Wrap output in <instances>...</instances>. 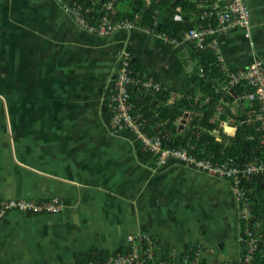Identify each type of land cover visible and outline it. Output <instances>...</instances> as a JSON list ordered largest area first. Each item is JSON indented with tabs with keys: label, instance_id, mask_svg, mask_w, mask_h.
<instances>
[{
	"label": "crops",
	"instance_id": "0c3cea01",
	"mask_svg": "<svg viewBox=\"0 0 264 264\" xmlns=\"http://www.w3.org/2000/svg\"><path fill=\"white\" fill-rule=\"evenodd\" d=\"M96 1L100 11L91 23L98 22L105 2ZM189 1L195 11L176 9L175 20L187 28L181 36L207 24L200 11L210 0ZM135 2L119 0L116 6L133 27L102 37L78 26L58 0H0V200L59 198L64 204L59 213L14 210L1 220L0 264H99L102 255L129 249L130 236L139 233L154 239L155 264H183L194 253L213 264L241 258V202L231 182L173 160L157 164L133 133L111 124L122 51L134 75L162 86L167 105L193 95L202 100L201 92L195 94L203 75L196 48L171 45L161 35L174 36L162 32L159 21L144 27L137 14L121 17L132 13ZM244 2L254 47L237 27L207 40L214 56L210 43L216 42L232 72L247 71L255 60L264 65V0ZM221 75L216 92H233L228 76ZM131 88L136 116L143 118L142 99H136L148 93ZM248 88L238 96L250 93ZM164 105L156 102L153 110ZM249 107L235 97L215 108L210 123L217 128L210 134L224 150L236 144ZM196 116L186 112L174 124L173 137L185 135ZM247 125L259 135L255 125ZM165 126L158 122L151 132L160 135ZM258 201L264 207V200ZM256 223L262 236L263 223Z\"/></svg>",
	"mask_w": 264,
	"mask_h": 264
},
{
	"label": "built area",
	"instance_id": "2783aa9c",
	"mask_svg": "<svg viewBox=\"0 0 264 264\" xmlns=\"http://www.w3.org/2000/svg\"><path fill=\"white\" fill-rule=\"evenodd\" d=\"M63 12L71 17L75 23L86 31L98 36H109L116 30L132 28L133 25L127 19L120 18L116 12L119 0H107L103 3L102 13L97 23H91L88 11L82 2L87 0H58ZM216 6V7H215ZM201 21L206 25L198 28H189L182 36L169 38L171 45L177 47L193 46L199 49L207 40L219 36L232 27L241 28L250 46L254 47L251 38V12L244 0H218L213 7L204 8ZM212 40L210 47L215 53L216 62L222 74L229 78L230 90L243 84L251 88V92L238 96L237 100L250 103L246 112L244 123L253 124L259 132L260 145L264 147V65L260 60H255L247 71L232 72L227 67L222 55L217 49L216 42ZM120 66L114 85V92L110 98L111 124L122 130H128L139 139L145 152L155 157L157 164H167L170 160L176 161L193 170L205 173L214 178L228 180L232 184L235 195L241 202L239 219L244 235V251L241 258L236 261H228L219 264H261L259 254L262 250L263 239L255 230L258 224L252 223L254 218L251 207L252 188L244 184L253 178L264 177V161H254L241 164L237 158L225 157L215 160L213 158H199L194 152V147L188 144L184 148H170L164 144L162 136L150 135L146 129V120L134 114L135 103L132 100L130 88L137 87L144 91L160 92L162 86L159 83L144 81L134 77L130 57L125 52L119 53ZM210 99H206L208 102ZM257 103V106L254 104ZM243 122V121H242ZM64 204L59 198L49 201L34 202L26 200H0V221L14 210L26 213L55 214L63 210ZM130 248L111 256L104 264H155L154 251L156 243L153 238L139 233L129 238ZM264 255V254H263ZM258 259V261H257ZM96 264V263H88ZM164 264V263H160ZM183 264H213L199 260L198 254L187 255Z\"/></svg>",
	"mask_w": 264,
	"mask_h": 264
},
{
	"label": "trees",
	"instance_id": "16d2710c",
	"mask_svg": "<svg viewBox=\"0 0 264 264\" xmlns=\"http://www.w3.org/2000/svg\"><path fill=\"white\" fill-rule=\"evenodd\" d=\"M106 1L107 0H105V2ZM215 1L216 0H210L208 7H213L214 5L212 6L211 4H214ZM96 2V0H87L86 2H82L85 9L88 11V16L91 20L95 15H97V12L99 13L100 11L99 6H94ZM102 6L103 5H101V8ZM134 7L135 8L131 14L121 17L127 16L128 18H132L137 14L140 16L141 24L142 26L144 25V27H151L155 21H159L160 30L174 37H180L181 34L187 30L183 20H175L176 9L180 8V12L183 13L189 11L193 12L196 10V5L191 3L189 0H152L150 5L144 4L143 0H137ZM90 12L92 13L91 15ZM202 12L203 10L200 11L201 14ZM196 51L201 59L203 75L201 78L198 76L199 81L197 84L194 83L196 87L195 94L201 92L200 95L202 100L198 102L195 101V96L193 95L191 98H182L173 105H167L169 96L166 92L161 90L160 92L152 94L149 93V91H144L142 89L143 92L148 94L146 96L140 94L139 98L135 99L139 101L142 99L141 105H143V109L141 110V113H144V116L141 119L146 120L147 131H149V134H156L157 132L155 131L151 132L152 127L158 122L165 121L166 129L162 130L164 133L159 134L162 136L164 144L170 148L186 147L190 144L194 146L193 154L199 158H213L215 160H220L231 156L237 158L241 164L263 160L264 150L260 147L259 135L254 126H249L244 123V125L239 128L236 135V144H234L229 150H224L223 144L216 142L213 135L210 134L211 131L217 128V125L211 124L210 120L216 113L215 108L218 107V103H226L229 100H234L235 97H238V95L244 92L250 91V89L244 85L243 87H235L233 92L230 91L224 93L222 91L217 93L216 89L221 88L220 84H217V81H220L221 83L222 75L218 65L216 64L215 56L211 53L207 44H204ZM134 77L139 78L136 74ZM139 89L141 90V88ZM131 96L133 102L136 103L132 94ZM208 97L210 98L209 102L204 104ZM156 102H160L165 105L154 111V103ZM135 106L136 108L134 114L136 115L139 106L137 104ZM186 112H191L197 116L191 122L185 135L175 138L173 137L175 132L174 124L181 120ZM244 112L245 111H243V113ZM245 119L246 118L242 116V121H245ZM155 121L156 123H154ZM171 127L172 130L170 129ZM244 185L247 188L251 187L253 191L251 196L255 203L252 205L254 216L252 223L253 225L256 222L263 223V228L261 227L263 229L261 231V235L263 239L262 250L264 252V207L259 206L260 204L258 201V198H260V200H264V189H262L264 187V177L254 178L251 182L248 181ZM263 254L264 253L259 254V259L262 262L261 264H264ZM110 257L111 256L109 255H102V257H99L98 263L104 264Z\"/></svg>",
	"mask_w": 264,
	"mask_h": 264
},
{
	"label": "water",
	"instance_id": "95a60500",
	"mask_svg": "<svg viewBox=\"0 0 264 264\" xmlns=\"http://www.w3.org/2000/svg\"><path fill=\"white\" fill-rule=\"evenodd\" d=\"M190 28H192V27H190ZM184 122H185V121L183 120L182 123L184 124Z\"/></svg>",
	"mask_w": 264,
	"mask_h": 264
}]
</instances>
